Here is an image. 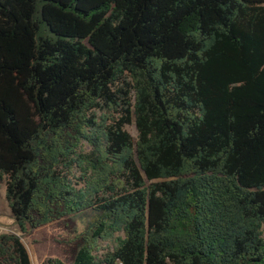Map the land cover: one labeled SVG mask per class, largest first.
<instances>
[{"label":"trees","instance_id":"obj_1","mask_svg":"<svg viewBox=\"0 0 264 264\" xmlns=\"http://www.w3.org/2000/svg\"><path fill=\"white\" fill-rule=\"evenodd\" d=\"M0 183L24 234L97 213L43 264H264V0H0Z\"/></svg>","mask_w":264,"mask_h":264},{"label":"rangeland","instance_id":"obj_2","mask_svg":"<svg viewBox=\"0 0 264 264\" xmlns=\"http://www.w3.org/2000/svg\"><path fill=\"white\" fill-rule=\"evenodd\" d=\"M126 131L137 140L138 130L135 122L126 125ZM89 149V145H87ZM97 213L82 216H72L63 221L52 223L46 227L39 228L24 234L13 218L8 200L6 198V185L0 183V236L3 234H16L28 248L33 264H43L48 259H61L70 263L72 253L77 245V237L96 218ZM124 238V233H118L110 240H101L98 255L104 256L112 252L116 247V239Z\"/></svg>","mask_w":264,"mask_h":264}]
</instances>
